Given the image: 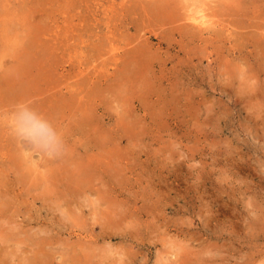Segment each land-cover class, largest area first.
Segmentation results:
<instances>
[{"label": "rangeland", "instance_id": "rangeland-1", "mask_svg": "<svg viewBox=\"0 0 264 264\" xmlns=\"http://www.w3.org/2000/svg\"><path fill=\"white\" fill-rule=\"evenodd\" d=\"M51 1L44 6L47 13L42 11V14L50 13L49 4L57 9L55 13L48 17L38 13L35 22L46 17L44 21L48 26L50 23L55 26L57 19L61 27L54 30L60 33L61 45L65 44L63 40L67 43L61 48L62 59L66 57L63 62L67 60L62 63L65 73L75 71L74 74L78 73L75 78L82 82L86 80L85 84L90 88L94 81L95 94L98 93L96 99L102 104L94 113L96 119L91 131L70 135V142L66 137L64 151L69 145L66 151L70 150L71 154L68 156L78 162L89 160L87 163L92 161L94 164L90 167L92 170L89 168L87 173L80 175L81 186L69 184V188H65L61 206L52 209L40 201L30 203L32 198L28 195L23 198L29 197L27 203L24 201L21 206L8 210L10 221L0 226V232L17 222L23 229L32 227L26 240L0 239V252L7 250L6 254L10 251L8 255L12 256L9 264H25L26 257L32 254L30 248L42 235L53 242L54 264H264V54L259 55L260 51L264 53V48L258 52L264 47V19H261L264 17H256L258 10L264 11V2L242 1L252 7L238 12L241 19L236 14L231 15L236 17L231 19L230 26L237 35L222 29L220 34L217 33L219 27L216 31V27H212L213 31L204 29L197 33L202 37L205 34L201 40L199 35L195 38L196 29H188L192 31L190 34L187 29H182L183 35L179 29H172L171 35L167 27H163L165 31L160 28L162 20L158 19V22L156 17V25L151 22L146 29H128L125 25L129 21L127 16L131 15L130 20L139 18L137 22L134 20L136 24H142L146 16L137 6V11H133L136 2L132 0L122 2L124 15L128 11L125 17L120 15L121 9L105 10V5L115 1V6H119L122 0ZM211 1L222 4L219 0ZM5 16L0 12V19ZM222 16L221 20L227 17L230 20V16ZM252 16L261 24L257 25L259 22ZM237 19H240L239 26L237 22L234 26ZM44 21L40 23L45 26ZM242 21L247 29L245 34H252V39L245 34L242 36L245 31L240 27ZM248 23H251V29ZM158 24L163 32L156 29ZM152 26H156L155 29ZM253 28L255 30L251 31ZM0 29H6L1 20ZM259 33L263 39H259ZM170 35L172 40H168V44ZM129 39L133 44L128 42ZM199 40L201 44H198ZM125 42L130 49L143 51L147 68L151 69L146 74L143 71L146 78L142 85V101L137 99L140 96L134 97L136 93L133 94L127 84V87L123 82V85L118 84L121 72L129 66L120 60L122 56L123 60L127 55L129 57L131 52ZM134 43L138 44L139 50ZM258 43L263 45L258 46ZM252 45L258 46L255 51ZM114 46H118V50ZM145 50L150 51L146 53ZM116 52L120 54L118 60L113 58ZM130 58L133 60V52ZM115 70H119L118 75ZM242 74L250 80L247 82ZM253 76L258 79H252ZM89 78L95 80L90 82ZM244 84L251 85L250 88L255 84L257 88L254 86L250 90L249 85L247 88ZM137 86L139 90L141 84ZM79 103L78 106L82 104L81 100ZM82 105L75 111H83ZM122 116L132 128L119 141L109 134L120 129ZM65 121V124L69 123ZM103 129H107L108 137L103 141L100 139L102 144L88 149L85 144L94 135L102 136ZM71 143H76L75 152ZM39 157L40 154L34 152L33 159L38 161ZM73 211L81 215L80 218L69 214ZM23 218L35 221L27 224ZM33 228L39 229L36 237Z\"/></svg>", "mask_w": 264, "mask_h": 264}, {"label": "bare ground", "instance_id": "bare-ground-1", "mask_svg": "<svg viewBox=\"0 0 264 264\" xmlns=\"http://www.w3.org/2000/svg\"><path fill=\"white\" fill-rule=\"evenodd\" d=\"M133 1H135L136 3H139L141 5L140 6V5H137L136 3H134L135 6L133 5V7H134L133 11H137L136 8H139L138 9L139 11H140V9H142V12L145 13L146 16H145V18L143 17L142 21L140 20L141 22H143L142 24L139 22L141 24L140 25L139 23L136 24L137 19H139V18L136 19V17L135 18L133 17L134 19L130 20V18H132V17L129 14L130 17L127 16L129 18V21H127V23L125 24L128 29L130 27H134L135 29H146V27H148V24H151V22H152V25H156L155 20L157 18V21H158V19H159V21L162 20L160 22V25H161L160 28H162L165 31L166 29H164L163 27H165V28L167 27V29H169V30H167V32L169 31V33H170V31H172V29L173 30L176 29L175 31H177V29H179L180 31H182V29H184V30L187 29V31H188V29H190V30L196 29V30H194V32L196 31V34L197 33L200 34V32H202V30H204V29H211L212 30V27H213V29H214V27H216L214 30V31H216L217 28L219 27V30H217V33L221 34L222 32L220 29H222L224 31H228L229 33H235V35H237L236 31H233V28L231 29V26H230V23L232 22L231 19L234 18L235 16H237L238 12L242 11L243 8L245 10H247L249 7L250 8L252 7V6H248L249 3L242 2V1H247V0H219V1H222V4L217 3V2L214 3L211 0L210 1H207V0H187V2L192 1L190 4L187 3L186 0H185L186 3L184 2V0H182L183 2H180L181 0H179V1L177 0L178 2H176V0H132V2ZM253 1H255V0H252V2ZM261 1L264 2V0H261ZM49 2L52 3L51 0H0V12H1V14L6 15L4 18L0 19L1 22L6 27V29H0V226L3 223H7L10 221V218L7 217V214L10 215V213H7L8 210L10 211L11 208H16L19 205L21 206V204H24V201L29 199V197H27V199H23L24 196L30 195V197L32 198L31 202L29 201L30 203L40 201V203L42 205L46 204L47 207L50 205L49 208L53 207L52 209H54L55 206H57V207H59L58 205L61 206V202L64 200V196H65V188H69L68 187L69 184H72V185L73 184H80V182H82L80 175L82 176V174L87 173L88 169L94 164L92 161H90V163H87L89 160H86L85 163H83L82 161L78 162L76 158L75 159L73 158V156H68L69 154H71L70 150L68 152L66 151L67 148H69V147H67L69 145L66 146L65 151L67 153L64 151L65 142L68 140H69V142L71 141L69 139L70 135H75L77 132L79 134H81V133L87 134V133H89V131H91L90 130L91 125L93 124V122L96 119L95 118L96 115L94 113L96 111H98V109L100 107H102V104H101V102L99 103L97 101L99 99H96L97 98L96 96L98 95V93L95 94L97 91V86L94 87V85H95L94 81H93V87L90 88L89 85L87 86L85 84L86 80H85V82L84 81L82 82V81H78V79L75 78L78 75V73L74 74L75 71L74 72L72 71L73 74L71 72H69V74H67L68 72L65 73L64 69L66 70V68L63 67L62 63H64V62L66 63L67 60L63 62V59L65 60L66 57L64 56L65 58L62 59V49L61 48H64L65 47L64 45L65 44L67 45V43L65 42L66 40L65 41L63 40V42L65 43V44H63V46H64L63 47L60 43L61 41L59 39V35H60L59 31L57 32V30H54V29L61 27V26L59 25V22L57 21L56 18L54 21L53 17H52V20L55 22L54 23V24H56L55 26H53L51 23L48 26L47 22H45L47 20L46 17H45L46 20L43 18H42V20L43 21L45 20L44 22L47 25L44 26V23L43 24L40 23L43 21L42 20L39 21L41 19L40 14H42V11L43 12L45 11V7H46L45 4H47ZM54 2H56V1H54ZM122 2H123V0L120 2L119 6L118 5L115 6V1H113L107 5H105L104 3H102V4H104L106 6L105 7L106 11L109 10L108 12H111L110 10H112L114 12V11L121 9V11H119V12H122V14L120 13V15H124V13L122 11V10H124L123 9L124 4ZM128 2H129V0H128ZM129 4H131V2ZM50 5L52 6V4H49V6ZM51 6L50 7L47 6L50 13L57 10L55 8L53 9V7H51ZM54 6L57 7L58 5L55 4ZM131 6H132V4H131ZM35 8L38 9V11L34 10ZM49 8H52V11ZM57 8H58V10H60V7H57ZM128 8L130 9L129 6H128ZM35 11H37V14L35 13ZM259 11L260 10H258V12L256 13L257 15L255 14L256 17H258V16L264 17L263 16L264 11L262 10L263 11V12H261L262 15ZM127 12L125 13L124 17L126 16ZM209 12H210V14H208ZM38 13H40L39 14L40 18L38 21L35 22V20L38 18ZM45 13H47V10L45 11ZM45 13H43L42 15H46L47 17H48V15H51L50 13L49 14H45ZM141 13H140V15H141ZM258 13L260 15H258ZM81 14H83V13H81ZM106 14H109V13H106ZM110 14H112V13H110ZM145 14H143V15H145ZM220 14L223 15L222 18L224 17V15L230 16V20H227L228 17L225 20H221ZM231 15H235V16L231 17ZM81 16H83V18H85L84 15H81ZM117 16L118 15H116L115 17H117ZM212 16L214 18L215 17H217V18L214 19ZM249 16H250V14H249ZM30 17L33 19H30ZM243 17L245 18V15ZM49 18H51V17H49ZM77 18H78V16H77ZM237 18H240V13H239ZM253 18L254 17L252 16V19ZM135 19H136V22L134 21ZM240 19L239 20L237 19V21L235 20L233 25L235 26L238 23V21L240 23ZM261 19H264V18H261ZM63 20H65V18ZM111 20H109V21L111 22ZM153 20L155 22H153ZM256 20H254V21H256ZM78 21H79V19H78ZM247 21H248V19H247ZM256 22H259V20H257ZM263 22H264V20H263ZM79 23L80 22H78L77 24L79 25ZM132 23H135V25ZM239 23L237 24L238 26H239ZM245 23H247V22H245ZM131 24L134 26H131ZM241 24H243V26H240V27L243 29L244 22ZM250 24L248 23V25H250ZM260 24H261V22L257 23V25H260ZM167 25H169V26H167ZM72 26L74 27L75 25H72ZM115 26L117 27L116 24H115ZM118 27H120V26H118ZM152 27H154V26H152ZM155 27H154V29H155ZM15 28H17V29H15ZM74 28L76 29V26ZM158 28H159V24H158V27L156 29H158ZM160 28H159V30H161L163 32V30ZM236 28H237V26H236ZM245 28L246 27H244V29ZM251 28L252 27L250 25L249 29H251ZM261 28H262L261 29V31H262L263 27H261ZM154 29H153V31H154ZM258 29L259 28L257 27L256 30H258ZM197 30H199V31L197 32ZM246 30L247 29H245V31L243 30L244 32H243L242 36H244L245 32H247ZM253 30H255V29L253 28L251 31H253ZM183 31L181 32L182 35L185 34V33H183ZM189 31H188V33H189ZM64 32H66V31H64ZM149 32L151 33V31H149ZM191 32L192 31H190V33ZM175 33H177V32H175ZM260 33H259V35H257V36H260L259 39L261 38ZM140 34H142V33H140ZM199 34H197L195 38L198 39L197 36ZM171 35H170L171 39L170 38L167 39V42H168V40H170V41L172 40ZM182 35H180V38ZM204 35H203V37H204ZM215 35H217V34H215ZM251 35H246V36L250 37ZM69 36L71 37V34ZM72 36H74V35H72ZM131 36H133L132 38L134 41L135 35L132 34ZM148 36H149V34H148ZM207 36H208V34H207ZM217 36H219V35H217ZM239 36H240V34H239ZM139 37H140V35H139ZM184 37H186V36H184ZM192 37H193V34H192ZM200 37H202V36H200ZM203 37L201 38V40L204 39ZM252 37L253 36H251L250 38L252 39ZM162 38H166V37L162 36ZM180 38H178V39L180 40ZM217 38H219V37H217ZM136 39H140V38H136ZM210 39H212V38H210ZM261 39H263V38H261ZM184 40H185V38H184ZM81 41H84V40L81 39ZM130 41H131V44H133L131 39L128 40V42H130ZM157 41H159V40H157ZM205 41H208V39L206 38ZM205 41H203V42H205ZM253 41L255 42V40H253ZM126 42H125V44L127 46L126 48L128 49L129 46L127 45L128 43H126ZM200 42L201 41L199 40L198 44H201ZM160 43H161V41H160ZM255 43H257V41ZM134 44H135V46H137V49H138V44L137 43H134ZM146 44H148V43H146ZM146 44L145 45L143 44L144 47L146 46ZM168 44H169V42H168ZM180 45H182V44H180ZM259 45L262 46L263 44L258 43V46ZM131 46H133V45H131ZM258 46L256 45V47H258ZM142 47L143 46H141V48ZM146 47H145V49H146ZM166 47H167V45H166ZM252 47H253V45H252ZM256 47L254 46L253 49ZM113 48H115V50H118V46L117 47L114 46ZM120 48H121V46H120ZM184 48L186 49L187 47H184ZM263 48L264 47L262 46V49H261V47L259 48V50L257 49L258 52L260 50H263ZM129 50H128L130 52V53H128L129 57L127 55L123 60L122 57H124V56H122L120 59L121 61L126 62L125 66H126V64H128L129 66L125 67L126 72H125V70H124V72L120 71L121 72V78L119 79L118 84H121L123 82L126 87L128 85V89L129 90L133 89V94L136 93V95H134V97L136 98L137 96L138 97L140 96L139 97L140 99L139 98H137V99L139 101H142L141 97H142V95H144V93H142V91L144 89V87L142 85H144L143 84L144 83L143 81L145 80L144 77L146 78V75L144 76L143 71H145V74H146L147 70L151 71V69L147 68L148 63H146L147 61H145V59L143 57V55H144L142 53L143 51H141L139 53V51L136 52V50H134V48L133 49L129 48ZM255 50L256 49H254V51ZM64 51L66 52V50H64ZM148 51H150V50H147V52ZM186 51H187V49H186ZM96 52H98V51H96ZM117 52L113 55V58L116 60L119 59V55H120ZM132 52H133V60H132V58H130V54ZM145 52H146V50H145ZM155 52L156 51L154 50L153 54ZM258 52H256V53H258ZM261 52H263V51H260L259 55L264 54ZM134 53L137 54V55H135V57H134ZM138 53H139V55H138ZM149 53H151V52H149ZM153 54L151 53V55H153ZM254 54H255V52H254ZM89 55H90V53H89ZM255 55H256V58H257V56H259L257 54H255ZM67 56H71V54L67 55ZM149 57H151L150 59H152V56H149ZM153 57H157V55H154ZM262 57H261V59H262ZM158 58H160V57H158ZM259 59H260V56H259ZM68 60H70V59H68ZM153 60H155V59H153ZM118 62H117V64H118ZM111 63H113V61ZM122 63H124V62H122ZM261 64H262V62H261ZM75 65H71V66H75ZM76 66H79V64ZM263 67H264V65H263ZM76 68H79V67H76ZM128 68H129V71H127ZM80 69H82V68H80ZM67 70H69V68ZM115 71L117 73L116 75H118L119 70H115ZM78 72H80V71H78ZM83 72H84V70H83ZM240 72H239V74H240ZM243 73H246L248 75L247 72H243ZM88 75H90V74H88ZM242 75H244V74H242ZM252 75H254V74L252 73L251 76ZM91 76H93V75H91ZM113 76H115V74ZM147 76H148V78H150L149 75H147ZM116 77L118 78V76H116ZM116 77H114V78H116ZM244 77H245V75H244ZM254 78L258 79L256 76L255 77L253 76L252 79H254ZM75 79H77V80H75ZM91 79L89 80L90 82L92 80H95V78L92 80ZM240 79H243V77H241ZM245 79L247 80V82L250 80V78H246V77H245ZM135 80L138 82L136 83ZM147 80H149V79H147ZM89 81H87V82H89ZM134 81H135L136 86L138 84H141V86H139V90L136 88V86H134ZM253 81H255V80H253ZM99 82H100V80H99ZM148 82H150V81H148ZM96 83H98V82H96ZM123 83L121 85H123ZM241 83H242V81H241ZM250 84L252 85L253 83H251V81H250ZM112 85H114V84L112 83ZM251 85H249V88L251 87ZM257 85H258V83H257ZM86 86L89 87V89L86 88ZM254 86H255V84L252 86V88ZM122 88H121V90H122ZM135 88L137 89V91ZM252 88H250V90ZM254 88H257V86H255ZM64 89H67L68 91L67 90L64 91ZM244 90H246V88ZM254 90L257 91V89H254ZM140 91H141V93H138ZM259 91H262V90H259ZM263 91H264V89H263ZM92 92H93V94H92ZM252 94L258 95V93L255 94V92H253ZM262 95H264V93H262ZM257 97H259V96H257ZM82 98H84V101H82ZM79 100H81L82 104L83 103L85 104V106H83L84 104L83 105L81 104L83 107L81 109H83V111H80V112H78L80 110V107H81V105L78 106ZM100 101H103V100H100ZM258 102H255V103L257 104ZM259 103L257 105L260 106ZM99 104H100V106H99ZM19 105H26L29 108H31L43 120L47 121V124L49 125L51 131H49L48 129H38L35 132L32 140H22L19 137H17L16 135H14L12 133L10 127H9V120H10L11 114L14 111H16V109ZM145 105H147V104H145ZM78 107H79V110L75 111V110H77ZM143 118H145V117H143ZM125 119H126V117H123V120L121 119L122 121L119 122L120 125L117 124L118 126H120L119 130H116L115 133H112V131H110L109 135H111V137L115 135L116 140H119V139L121 140V138H123L127 133H129L130 129L132 128L128 125L129 122H127V121L125 122ZM65 120H68L67 122H69V123L65 124V122H66ZM71 123H72V125H71ZM117 123H118V121H117ZM70 130H72V132H70ZM101 131L102 132H100V134L102 136L94 135V137L89 142H87L88 139H86L87 143L85 144V146L88 149H91L92 145H94V147H95V145L97 146V145L102 144V141L108 137V135H106V132L108 134L107 129H103ZM132 136L131 137L129 136V137L133 138ZM66 137L68 138V140L66 139ZM127 137H128V135H127ZM127 137H126V140H127ZM100 139H102V141H100ZM84 143L85 142H83V144ZM71 144H73V145H71ZM71 144H70V146L73 147L72 150H73V152H75L76 151V146H75L76 143H71ZM34 152H38L40 154L38 161L33 159ZM66 163L71 164L72 167L68 168L67 166L69 164L67 165ZM81 185L82 184H80L79 186H81ZM71 191H72V189H71ZM26 203H27V201H26ZM46 205H45V207H46ZM11 211H12V209H11ZM69 214H72L73 217H76V218H80V216H81V215L77 214V212H75V211H73V213L71 212ZM12 217H13V215H12ZM24 218H25V216H24ZM24 218H23V220L27 224H31L33 221H35V220L31 219L32 216L29 219H24ZM7 219H9V220H7ZM18 224L19 223L17 222L14 225L10 224L9 227H5L4 229H6V230L3 232H0L1 241H7V240L11 239V240H15V241L19 242V241H23V240L28 239V237H29L28 231L30 229H32V227L30 226L29 229H23L22 227L18 226ZM72 226H73V223H72ZM38 232H39V229L35 230L33 228V234L35 237H36V234ZM42 236H39L37 238L38 240L35 244L36 246L34 245L30 248L32 254H29L28 257H26L25 264H54L55 251H54V247L52 244L53 242H51L47 236L44 235L46 238H44ZM6 252H7V250L6 251L2 250L0 252V255H1L0 256V264H9L10 263L12 256L8 255V253H10V251L7 254H6ZM86 258L88 260L89 257H86Z\"/></svg>", "mask_w": 264, "mask_h": 264}, {"label": "clouds", "instance_id": "clouds-1", "mask_svg": "<svg viewBox=\"0 0 264 264\" xmlns=\"http://www.w3.org/2000/svg\"><path fill=\"white\" fill-rule=\"evenodd\" d=\"M9 127L12 133L22 140H32L38 129L51 131L47 121L26 105H19L11 114Z\"/></svg>", "mask_w": 264, "mask_h": 264}]
</instances>
